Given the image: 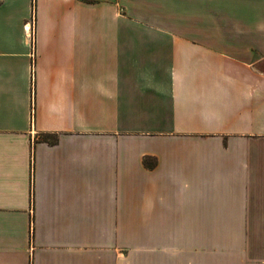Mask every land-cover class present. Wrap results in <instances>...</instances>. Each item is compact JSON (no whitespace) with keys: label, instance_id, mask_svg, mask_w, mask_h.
Here are the masks:
<instances>
[{"label":"crops","instance_id":"crops-1","mask_svg":"<svg viewBox=\"0 0 264 264\" xmlns=\"http://www.w3.org/2000/svg\"><path fill=\"white\" fill-rule=\"evenodd\" d=\"M0 264H264V0H0Z\"/></svg>","mask_w":264,"mask_h":264},{"label":"built area","instance_id":"built-area-1","mask_svg":"<svg viewBox=\"0 0 264 264\" xmlns=\"http://www.w3.org/2000/svg\"><path fill=\"white\" fill-rule=\"evenodd\" d=\"M28 30V34L30 36V40H31V47H34V40H35V20H34V16L32 14L30 22L28 27L26 28ZM32 53V52H31Z\"/></svg>","mask_w":264,"mask_h":264},{"label":"trees","instance_id":"trees-1","mask_svg":"<svg viewBox=\"0 0 264 264\" xmlns=\"http://www.w3.org/2000/svg\"><path fill=\"white\" fill-rule=\"evenodd\" d=\"M43 137H44V138H47V139L50 140V141H54L55 138H56L55 135L50 134V133L44 134Z\"/></svg>","mask_w":264,"mask_h":264}]
</instances>
